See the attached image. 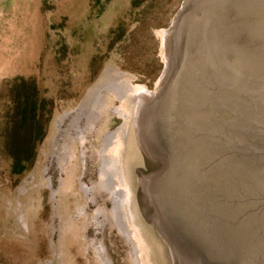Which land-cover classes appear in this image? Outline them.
Listing matches in <instances>:
<instances>
[{
	"label": "rangeland",
	"instance_id": "rangeland-1",
	"mask_svg": "<svg viewBox=\"0 0 264 264\" xmlns=\"http://www.w3.org/2000/svg\"><path fill=\"white\" fill-rule=\"evenodd\" d=\"M186 1L0 0V264H178L144 196L157 165L136 121ZM20 77L51 103L31 164L13 174L1 141Z\"/></svg>",
	"mask_w": 264,
	"mask_h": 264
},
{
	"label": "water",
	"instance_id": "water-1",
	"mask_svg": "<svg viewBox=\"0 0 264 264\" xmlns=\"http://www.w3.org/2000/svg\"><path fill=\"white\" fill-rule=\"evenodd\" d=\"M141 104L142 177L178 264H264V0H188Z\"/></svg>",
	"mask_w": 264,
	"mask_h": 264
},
{
	"label": "trees",
	"instance_id": "trees-1",
	"mask_svg": "<svg viewBox=\"0 0 264 264\" xmlns=\"http://www.w3.org/2000/svg\"><path fill=\"white\" fill-rule=\"evenodd\" d=\"M91 1L98 3L101 0ZM9 96L1 145L10 160V171L21 174L31 164L36 145L46 134L50 115L47 106L51 102L39 95L33 80L22 77L12 81Z\"/></svg>",
	"mask_w": 264,
	"mask_h": 264
},
{
	"label": "bare ground",
	"instance_id": "bare-ground-1",
	"mask_svg": "<svg viewBox=\"0 0 264 264\" xmlns=\"http://www.w3.org/2000/svg\"><path fill=\"white\" fill-rule=\"evenodd\" d=\"M168 33H170V30L169 31H167V34ZM123 87V91H125V92H128V93H132V94H136V93H139V94H141L140 96L142 97V98H144V97H146V96H148V95H150V92H148L146 89H145V87L144 86H142V85H131V84H129V83H127V84H125L124 86H122ZM149 97V96H148ZM147 97V98H148ZM117 198V197H116ZM117 202V201H116Z\"/></svg>",
	"mask_w": 264,
	"mask_h": 264
}]
</instances>
